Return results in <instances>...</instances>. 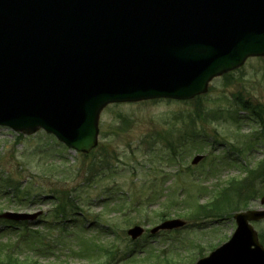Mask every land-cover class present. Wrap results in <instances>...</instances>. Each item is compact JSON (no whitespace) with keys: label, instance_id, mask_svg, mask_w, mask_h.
I'll use <instances>...</instances> for the list:
<instances>
[{"label":"rangeland","instance_id":"obj_1","mask_svg":"<svg viewBox=\"0 0 264 264\" xmlns=\"http://www.w3.org/2000/svg\"><path fill=\"white\" fill-rule=\"evenodd\" d=\"M208 83L202 105L222 113L218 119L194 123L186 132L185 146L178 147L182 155L176 163L170 161L171 151L166 146H175L179 137L169 131L184 130L182 122L175 120L191 109V101L151 99L105 104L99 119L98 145L89 153L70 149L42 129L31 133L0 127V213H41L24 226H9L0 220V247L6 254H10V247L21 260L31 258L39 264H164L165 258H174L177 264H195L200 252L205 256L212 250L210 244L216 247L229 239L236 227L233 215L213 212L215 207L229 206H224L225 200L220 205L223 199L211 200L215 191L228 187L230 180L248 177L264 161V114L262 124L248 117L241 119L236 105V97L242 95L253 105L264 106L263 55L245 59L230 73L215 76ZM247 111L250 109L243 113L249 115ZM160 130L170 142L161 141ZM230 144H241L245 154L235 146L229 150ZM103 154L104 165L91 167L94 157ZM198 154L204 159L193 165L191 161ZM255 189V196L242 203L251 209L264 208L260 203L264 181L257 180ZM58 190H63L62 197ZM58 199L75 201L71 220L56 222ZM212 215H217L213 217L216 228L204 229L212 225L207 219ZM175 218L187 225L182 230L150 233L154 226ZM136 224L146 231L135 241L146 245L141 249L145 254L147 249H156V254H161L159 261L141 259L144 252L127 259L125 252L134 245L129 244L127 229ZM253 224L264 236V219ZM195 242L203 247L192 252ZM116 244L120 249L112 259L111 252L107 255L105 250Z\"/></svg>","mask_w":264,"mask_h":264},{"label":"water","instance_id":"obj_2","mask_svg":"<svg viewBox=\"0 0 264 264\" xmlns=\"http://www.w3.org/2000/svg\"><path fill=\"white\" fill-rule=\"evenodd\" d=\"M254 3L0 0V123L29 131L41 126L72 149L89 151L106 103L189 99L205 92L213 76L248 55L264 54V27L248 24L257 19L264 26V5L260 13L248 11ZM69 15L74 21L67 23ZM262 217L264 211L236 215L234 238L207 261L264 264V249L248 224ZM182 224L169 221L155 230ZM142 232L139 226L129 230L133 238Z\"/></svg>","mask_w":264,"mask_h":264},{"label":"trees","instance_id":"obj_3","mask_svg":"<svg viewBox=\"0 0 264 264\" xmlns=\"http://www.w3.org/2000/svg\"><path fill=\"white\" fill-rule=\"evenodd\" d=\"M195 102L193 101L192 103V107L190 110H187L185 113H182L180 116H184L185 119V123L187 124H194L196 121H199V120H205V119H210V118H213L214 115L212 113H210L208 110H206L203 105H202V97L199 96L197 97L196 99H194ZM202 101V102H201ZM239 105L244 108V109H250V111H252V114L260 119H263V114H264V106L263 105H253L252 102H250V100H245V99H242L241 97L238 99V102ZM255 107H258L257 109H253ZM186 130H189L190 129V126H186L185 128ZM54 169L56 171V167L54 166ZM261 175L264 176V163L262 164V171H261ZM242 184L243 182H236L232 187L233 189H231L230 193H228L229 195H224V200L227 196V198L230 199V207L232 205H234L235 207H246L244 203H242L240 200L237 201L234 199V195L238 194L241 192L242 190ZM232 190H234L235 192H233ZM60 193L63 192V190H60L59 191ZM238 192V193H237ZM234 194V195H233ZM223 200V201H224ZM222 202V201H220ZM222 203H220L221 205ZM216 205V204H215ZM220 208H223L222 206L220 207H215L213 209H215V211H220L221 209ZM113 250H116L115 249V246H110V248L108 250H105L107 251V253H110L111 254L109 256H111V258L113 259L115 255V252ZM0 251L3 252V255L0 256V264H38L37 262H30V261H21L18 254L16 253L15 257L13 254H6V252L3 250V248H0Z\"/></svg>","mask_w":264,"mask_h":264}]
</instances>
